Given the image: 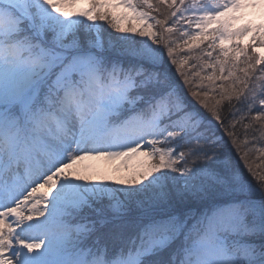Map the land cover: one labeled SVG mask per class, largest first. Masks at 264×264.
Returning a JSON list of instances; mask_svg holds the SVG:
<instances>
[{
    "label": "snow or ice",
    "instance_id": "6c2138e0",
    "mask_svg": "<svg viewBox=\"0 0 264 264\" xmlns=\"http://www.w3.org/2000/svg\"><path fill=\"white\" fill-rule=\"evenodd\" d=\"M249 8L0 0V264H264Z\"/></svg>",
    "mask_w": 264,
    "mask_h": 264
},
{
    "label": "rangeland",
    "instance_id": "374dc122",
    "mask_svg": "<svg viewBox=\"0 0 264 264\" xmlns=\"http://www.w3.org/2000/svg\"><path fill=\"white\" fill-rule=\"evenodd\" d=\"M80 6H82V5H80ZM261 19H264V15H261V12H260L259 9H251V8H249L247 10V13L244 16L243 21H241V22L258 23ZM244 39H245V42H247L248 38L245 37ZM86 163L94 164V165H96L97 167H100V168H111L113 163H115V162L97 160V161H88Z\"/></svg>",
    "mask_w": 264,
    "mask_h": 264
},
{
    "label": "trees",
    "instance_id": "16d2710c",
    "mask_svg": "<svg viewBox=\"0 0 264 264\" xmlns=\"http://www.w3.org/2000/svg\"><path fill=\"white\" fill-rule=\"evenodd\" d=\"M217 135H219V132H217ZM255 147L257 151L253 152L252 154V163H253L254 168H257V170H260V168L264 167V159L260 158L261 154L259 153L258 149L260 147H264V144H257ZM236 161H239L238 156H236V159L234 162ZM239 164H240L242 171H244L246 178L251 180L252 179L251 176L247 173L246 168H244L243 161H239Z\"/></svg>",
    "mask_w": 264,
    "mask_h": 264
}]
</instances>
